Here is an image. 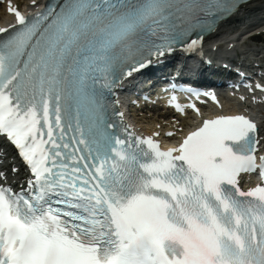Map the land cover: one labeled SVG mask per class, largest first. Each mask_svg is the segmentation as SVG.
<instances>
[{
    "label": "snow or ice",
    "instance_id": "snow-or-ice-1",
    "mask_svg": "<svg viewBox=\"0 0 264 264\" xmlns=\"http://www.w3.org/2000/svg\"><path fill=\"white\" fill-rule=\"evenodd\" d=\"M237 7L50 0L26 18L8 0L19 27H0V137L24 179L13 191L0 170V264H264V184L240 187L242 174L259 170L264 180L258 124L205 119L165 149L158 131H112L103 103L104 90L147 57L194 48ZM170 105L185 113L175 97Z\"/></svg>",
    "mask_w": 264,
    "mask_h": 264
},
{
    "label": "bare ground",
    "instance_id": "bare-ground-1",
    "mask_svg": "<svg viewBox=\"0 0 264 264\" xmlns=\"http://www.w3.org/2000/svg\"><path fill=\"white\" fill-rule=\"evenodd\" d=\"M14 1H15L16 5H18V6L21 5L19 0H14ZM31 4H32V0H24V4L21 5V7H23L25 5H31ZM253 13H257V16L260 15L261 19H264V0L254 1L252 4H250V5L246 6V8H244L243 13L237 14L229 23H227L226 25H222L217 30L215 35L212 37L214 39V41H212L214 43V44H212V47L215 44H218L220 46L223 44V42L218 41L219 38L221 37L222 40L225 42L224 47L222 49L224 55L229 56V57H233L234 54L239 49H244L243 45L238 44L239 40H236V37L238 35L237 33L239 32V30L233 29V28L235 26H237V24H240L239 22L244 20V17H246V14H253ZM7 16L8 15L6 14V8L4 6V10L0 11V27H3V23H2L3 19ZM262 22H264V20H262ZM262 28H264V23L261 24L257 28V30L262 29ZM248 46L252 48V45L248 44ZM262 53H263V51L259 52L258 55H260ZM208 80H214V79L208 77ZM149 81L150 80H147L145 82L148 83ZM216 83H220V81H216ZM224 100H225L224 101V107L226 109L232 110L235 107H237L236 99H230V97L228 96V97H225ZM243 107L250 108L253 110V112L256 116L255 120L259 126V129L261 131H264V109H262L260 106H258L256 104H255L254 108H251L248 103H245L243 105ZM198 121L199 120H197V122ZM139 123H140V125L143 126V128L146 131L153 130L154 132L155 131L159 132L161 130V128H165L166 130H169L171 128L172 129H176V128L178 129L180 126L184 127V128H192V127H195V124H196V123H194V120H189L186 118L181 119V123L179 125L177 124V122H169V121L164 122L160 119L159 120L158 119H151L148 121L141 120V122H139ZM174 139H176V137H173L171 140H174ZM0 150H2V152L6 154V158L2 162H0V170L5 171V175L8 177L9 183L11 185L15 186L17 184V182L22 181L24 179V176L21 173L13 175V173L11 172V168L13 165H15L17 167V164L15 163V158H14L13 154L9 151L8 148H6L2 144L0 145Z\"/></svg>",
    "mask_w": 264,
    "mask_h": 264
},
{
    "label": "rangeland",
    "instance_id": "rangeland-1",
    "mask_svg": "<svg viewBox=\"0 0 264 264\" xmlns=\"http://www.w3.org/2000/svg\"><path fill=\"white\" fill-rule=\"evenodd\" d=\"M20 4L23 5L24 4V0H19ZM4 8V7H3ZM2 7H0V11H3ZM261 48V47H260ZM138 119L141 120L143 119V121H148V120H151V119H158V116L153 114V113H145L144 116H138ZM159 120V119H158Z\"/></svg>",
    "mask_w": 264,
    "mask_h": 264
}]
</instances>
